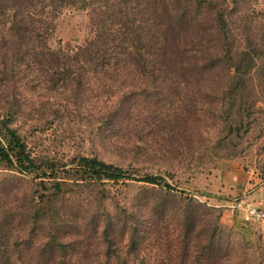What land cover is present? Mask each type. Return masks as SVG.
<instances>
[{"label":"rangeland","instance_id":"obj_1","mask_svg":"<svg viewBox=\"0 0 264 264\" xmlns=\"http://www.w3.org/2000/svg\"><path fill=\"white\" fill-rule=\"evenodd\" d=\"M248 5L244 15L233 16L237 24L238 17L243 18L240 24L248 17L245 23L255 33L257 26L264 25V0H248ZM100 21L97 7L64 10L48 46L52 50L80 46L96 33ZM117 73L112 80L86 75L78 94L69 81L62 83L44 66L31 63L21 66L11 80L0 76V116L9 114L11 127L37 161L64 164L68 170L74 157H91L127 174L124 180L98 184L75 181L59 168L45 182V187L65 182L62 193L53 196L52 190H43L32 177L0 167V216L31 208V194L41 208L48 209L40 215L41 223L32 226L35 217L31 213L25 226L12 224L16 229L10 232L11 239H26L33 228L36 238L43 240L38 233L47 232L51 221L58 219L57 213L64 218L60 236L75 242L60 258L64 262L155 264L165 260V248L146 238L136 251H130L123 224L133 220L124 217L141 212L147 220L152 215L148 209L160 206L166 195L165 222L162 231L153 235L157 243L164 234L175 240L180 211L192 200L203 206L202 217L206 214L223 229L221 242L229 247L227 264L244 257L255 260L264 249V223L244 222L236 205L264 206V65L244 81L242 92H228L223 71L216 77L202 74L182 82L152 84L139 80L127 66L119 67ZM141 89L149 92L146 98L135 93ZM129 91L134 94L132 100L125 102L116 123L108 127L104 116ZM145 176L157 178L160 184L143 182ZM107 218L113 224V246H106L99 235ZM30 243L25 244V252L36 248L35 240ZM172 253L178 259V248ZM109 256L111 260H105Z\"/></svg>","mask_w":264,"mask_h":264},{"label":"trees","instance_id":"obj_2","mask_svg":"<svg viewBox=\"0 0 264 264\" xmlns=\"http://www.w3.org/2000/svg\"><path fill=\"white\" fill-rule=\"evenodd\" d=\"M247 4L248 0H0V76L11 80L21 66L31 63L44 66L62 83L69 81L74 86L73 93L78 94L86 75L112 80L118 77L117 71L122 66L132 68L139 80L147 79L151 84L166 80L182 82L202 74L216 77L223 71L229 84L228 92H242L244 81L264 65V25L257 26L254 33L245 23L248 17L240 24L243 18L239 17L249 8ZM91 7L101 11L96 33L73 49L52 50L48 41L60 14L64 10L85 11ZM235 13L239 14L238 24L233 16ZM135 93L146 98L149 92L141 89ZM132 96L131 91L121 94L111 104L113 110L103 118L108 127L116 123L118 112ZM11 121L9 114L0 116V167L32 177L43 190H52L53 196L62 193L65 182L50 183L49 187H45V182L53 178L59 168L65 176L80 182L106 184L127 178L122 169L91 157H74L68 170L64 169V164L39 162L11 127ZM142 181L160 184L151 176H145ZM162 184L170 189L168 184ZM165 197L160 206L148 209L152 215L147 220H143L141 212L124 217L133 220L131 224H123L130 251H136L140 242L148 238L166 251L165 260L155 264H170L171 261L175 264H227L229 247L228 243L224 247L221 242L223 229L207 219L206 214L202 217L200 209L203 206L194 205L192 200L186 201L184 211H180V232L175 240L167 239L164 234L160 243L156 242L158 238L153 235L157 230L162 231L165 211H168ZM29 200L31 208L28 210L21 208L11 216L6 212L0 216V264H75L70 259L65 262L60 259L75 242H67V236H60L64 218L57 213L54 216L58 219L51 221L47 232L38 233L43 240L36 238L33 228L27 236L24 233L26 239H11L9 234L16 229L10 227L12 224L25 226L33 213V226L42 222L41 214L48 212L32 194ZM172 213L171 216H177L175 211ZM105 222L99 235L106 246H113V224L108 218ZM32 240L36 248L25 252V244H31ZM177 248L178 259L174 260V253L169 255V252ZM110 250L107 249L106 255H110ZM105 258L111 260L110 256ZM234 264H264V249H260L255 260L244 257Z\"/></svg>","mask_w":264,"mask_h":264},{"label":"built area","instance_id":"obj_3","mask_svg":"<svg viewBox=\"0 0 264 264\" xmlns=\"http://www.w3.org/2000/svg\"><path fill=\"white\" fill-rule=\"evenodd\" d=\"M237 208L240 209L243 215V221L246 223H264V208L254 203L237 204Z\"/></svg>","mask_w":264,"mask_h":264},{"label":"crops","instance_id":"obj_4","mask_svg":"<svg viewBox=\"0 0 264 264\" xmlns=\"http://www.w3.org/2000/svg\"><path fill=\"white\" fill-rule=\"evenodd\" d=\"M254 204H256V205L261 206V207L264 208L263 204H261V203H254Z\"/></svg>","mask_w":264,"mask_h":264}]
</instances>
